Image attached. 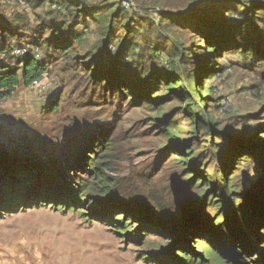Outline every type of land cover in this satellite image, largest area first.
I'll list each match as a JSON object with an SVG mask.
<instances>
[{
  "label": "rangeland",
  "instance_id": "rangeland-1",
  "mask_svg": "<svg viewBox=\"0 0 264 264\" xmlns=\"http://www.w3.org/2000/svg\"><path fill=\"white\" fill-rule=\"evenodd\" d=\"M113 1L125 12L132 32L127 33L121 24L112 30L111 44H107L97 24L84 15L75 20L74 11H58L39 0H0V17L8 21L4 24L10 35L7 44L28 45L31 53H39V61H47L49 82L45 93L21 85L0 101V155H20L22 162L12 168L14 173H36L33 181L9 178L8 183L24 180L27 186L21 192L23 202L15 208L0 204V264H187L180 255H190L192 249L193 259L202 258L201 246L213 254L229 250L227 257H221L223 264H264V217L255 215L262 223L257 235L241 224L238 212L249 205L248 213L253 214L264 200V157L249 154V161L234 166L238 172L230 177L226 204L200 188L203 179L224 185L218 173L229 147L264 151L263 24L249 30L230 24V19L241 18L249 0H86L85 4L99 11ZM210 9L220 15L209 20ZM196 16L204 24L211 21L206 29L214 38L222 37L215 27L219 24L220 33L229 37L227 42L231 40L239 49L225 46L210 64L212 52L203 42L204 35L189 31L191 21L182 25L184 19ZM62 26V34L75 31L84 39L82 46L74 45L67 54L47 45L54 30ZM233 29V33L237 30L234 36ZM173 35L188 49L189 63L194 61L197 68L205 61L200 70L206 67L207 72L216 73L203 80L207 105L201 109L202 102L196 99L195 111L204 110L223 135L214 136V126L209 134L201 123L193 134L197 125L174 97L161 102L159 115L144 100L145 91L153 98L169 95L158 80L166 63L159 62L150 48L157 45L162 53L172 49ZM122 37L129 43L118 57L117 41ZM76 56L84 59L83 66L74 61ZM194 56L197 59H191ZM92 59L96 62L88 72ZM112 59L118 60L120 69L111 66ZM96 64L103 70L109 66L120 70L135 90L121 95L118 89L106 87L103 78L97 80L100 75L90 79ZM20 66L11 52L0 54V73ZM179 71L190 87L186 71ZM54 103L58 106L53 112ZM94 151L115 170L109 174L114 195L107 202L99 192L78 193L80 179L90 177L86 157ZM74 193L83 204L74 202ZM210 197L216 202H209ZM229 209H236L238 216L226 224L224 216L234 214L227 213ZM133 212L142 221L133 218ZM200 215L209 217L206 231L213 234L218 232L212 222L220 216L214 228L225 224V234L197 239L182 234L180 227ZM156 216L166 222L157 221ZM189 216L195 219L188 220ZM240 249L244 251H235Z\"/></svg>",
  "mask_w": 264,
  "mask_h": 264
},
{
  "label": "trees",
  "instance_id": "trees-1",
  "mask_svg": "<svg viewBox=\"0 0 264 264\" xmlns=\"http://www.w3.org/2000/svg\"><path fill=\"white\" fill-rule=\"evenodd\" d=\"M46 2L50 3L51 5L53 4L52 6L56 8H59L58 11H60L63 8L66 11L67 10L74 11L75 20H77L80 15H84L86 19H90L91 21L95 22L98 28L100 29L102 36L105 37V40L103 41L107 44H111L109 40L111 39L112 30L121 24L124 25V29L126 30L127 33L132 32L131 26L128 23H125L127 19L125 12L121 8L120 4L119 3L117 4L116 1L111 2L108 5V7H105L106 9L99 10V11H94L93 9H91V7H88V5L85 4L86 0H39V3L41 5ZM246 5H247V8L245 9L244 13L240 15L241 18H238L237 20L230 19L231 21L230 24L234 26V29H240L242 26V27H246V29L249 30V29H257L258 24L262 23L263 29H264V0L263 1L249 0L248 4ZM100 12L104 13V15L101 16ZM207 14L211 15V18L209 20H211L213 16L220 15V13L212 11L211 9L210 11L207 12ZM118 17L122 19L121 23H118L117 21ZM168 18L172 22L175 21L172 17H168ZM187 20H188L187 18L184 19L182 25H185L191 21L190 23L192 24L191 25L192 27L191 29H189V31L196 32L199 36L204 35L203 42L206 48L208 49V51L212 52V54H210L211 55L210 58H208L210 64L213 62L215 57L219 54V51L221 49H224L225 46H230L231 49L233 48L239 49V47H236L237 46L236 43H233L231 40H229L230 43L227 42L228 41L227 39L229 37L225 35V33H220L222 30L221 29L222 27H219V24H216L215 27L219 29L218 32L220 36L222 37L218 38L216 36L214 38L211 32H209V30L206 29L210 25L211 21L204 24L202 21H199V18L197 16L193 17L189 21ZM7 22H8L7 19L0 17V54L9 55L8 49L11 47V45L9 43L7 44L8 42L7 38H10V35H9V30L6 27L7 25H4ZM63 28L64 27L62 26L54 30V33L52 34V39L47 42L48 43L47 45L49 46L48 48L51 47L55 51H64L63 53L67 54L71 52L70 50L71 48H73L74 45L82 46L84 44V41H83L84 39L81 38L82 36L81 34L75 31H68L62 34ZM234 29L232 30V33ZM236 32H234L232 36H234ZM5 33L7 34V37L4 35ZM177 37L178 35H173L171 37L170 41H172L173 39L175 40L172 46V49H168L164 51V53L160 52L158 48L155 47L157 45H154L152 48L149 47L151 50H154V52H156L155 57L159 59V62L166 63V65L164 66H166L167 69L163 68L164 72L163 73L159 72L158 80L163 85L167 86L168 88L167 91L169 95L168 96L164 95L160 98L159 96H157L156 98H153L150 95L146 96L147 93H145L146 92L145 91L142 93L143 96L145 97L144 100L147 102V105L149 106V108H153L156 115H159L163 107V103L161 102L165 100L166 97H174L181 104L185 105V108H183V110L189 116V118L191 119V122L197 125L196 127L193 128V134L197 132L198 125L201 123L203 124L202 128L206 129L207 132H209V134L211 133L212 131L211 129H213V126H214L213 135L214 136L223 135L219 131V129L215 127V124L210 121V118L204 114L205 113L204 110L199 109L198 111H195V105H196L195 100L196 99L202 102L201 109L203 107H206L207 105V96L204 94L205 90L203 89V85H202L203 80H208L210 77H214L216 73H213V70L209 71L210 73L207 72L206 67L201 69L202 71L200 70L199 66L205 65L206 64L205 61H202V63H199V66H197V68H196L194 61L189 63V61L187 60L188 59L187 57L188 49H186L185 46H183L181 43H178L176 41ZM3 38H6V41L3 40ZM235 38L236 37L232 38V40ZM128 43H129V40L123 37L117 41V44L120 45L118 47V57L127 47ZM249 47L250 45H248L247 49H249ZM131 49H134V47H132ZM46 55H47L46 58H50L49 54H46ZM191 59H197V56H194V58L192 57ZM107 60L108 59L106 58V63H107ZM74 61L77 63L78 66H83L84 64V59L81 57L76 56ZM117 61H118L117 59H115V61L112 59L111 66L117 65V68H119L121 64ZM95 62H96V59H92L87 63V65L89 66L88 72H91L90 70L93 69L92 66L93 64H95ZM20 63H21L20 67H17L14 69L5 68L3 71H1L0 73V101L5 98L10 97L15 92V90L21 85H23L24 87L31 86V84L36 79L40 78L42 74H45L47 72V61L40 62L39 58L35 59L34 57L29 56L26 59L20 61ZM108 63H109V60H108ZM96 65L97 66H95L93 73H91V75H88L90 79L95 80L96 76L100 75L97 78V80H100L103 78L102 80L105 81L104 85H106V87L108 86L111 89H118L121 95L124 94L122 93L124 91L131 92L135 90V87L134 86L131 87V84H129V81H126L125 75H122L120 70L112 71L110 70L111 68H113L111 66H109L110 69L103 70L102 69L103 67L100 64H96ZM180 68H182L184 72L186 71V74L188 75L187 78L191 79L192 83L190 87L184 83L183 79H181V76H183L182 74L183 72L179 71ZM112 79H117L116 80L117 82L114 84L110 83ZM100 82L101 81H99L98 83L100 84ZM57 106H58L57 103H54L51 111L53 112L56 111ZM223 148L226 150V147H223ZM99 150L100 149H98L97 151L99 152ZM89 154L90 155L87 156L86 159L88 160V164L90 166V168H88L90 177L88 179H80V183H79L80 187L78 188V193L82 192L83 190L99 192L101 193V196L105 200V202H107L108 197L110 195H114L113 194L114 192L112 190L113 187L111 186L113 179L109 177V174L115 173V170L109 167L108 165L104 164L102 162L101 155L100 157L97 156L95 151L90 152ZM249 154H251L253 158H255V156L256 158H259L260 156L264 157V151H260V150L257 152L250 151L240 146L229 147V150H226V154H225L226 159L223 162L224 164L222 163L220 165V170L218 173V176H222L223 178L222 181L224 182V185H221L219 183V180L215 184H211L212 180L206 181L205 179H203L202 185L200 183V188L204 192H210V193L218 195V198H220V201L223 200L221 202L226 204L224 202V198L226 197V194L229 192L228 184H230V181H231L230 177H233V176L235 177L236 175L235 173L238 172V170L234 168V166L240 165L243 162L249 161V157H250ZM0 156H1L0 157V188L5 189L2 192H0V197H1L0 204L2 205L4 204V205L15 208L17 203L23 202V199H21V192L27 186V184L24 183V180L27 177L28 181L29 179L33 181L34 178L36 177V173H34L33 171H31V173L28 171L27 174L26 173L25 174L14 173L12 168H16L17 164H19V162H22V161L19 160V158L9 159L8 158L9 156L7 158H4L2 155ZM59 167H61V165H59ZM204 168L205 167H202L201 169L203 170ZM13 176H16L24 180L19 181V183H8V182H11L9 178ZM191 177L192 176H190L189 178ZM7 187H10V188H7ZM73 199H74V202L83 204V201L80 199V197H77L75 193L73 194ZM76 200H78V202ZM202 200L204 201L205 197H203ZM209 202H216V200L214 199L211 200V197H210ZM224 204H223V210L227 208V206ZM263 204H264V200L259 204V208L262 206L261 209L259 210V208L257 209V207H255L253 209V214L248 213L249 210L251 209L249 205H243L242 207L238 208V212L241 215L240 216L241 224L250 226L251 230L255 231L257 235H258V227H261L262 223L260 224V221H257V218L255 217V215L261 214L264 217V205ZM139 213L147 214L145 211H141ZM227 213H234V214L231 216H224L225 217L224 219H227L226 224L229 221H231V217L238 216L236 209H229ZM140 214L133 212V214L131 215L133 216V218H135L136 216L137 219H139V217H141ZM208 218L209 217L207 215H200L197 217V219L194 222L181 226L180 229H181L182 234H188L190 237L192 236L195 239H197L198 237H205L206 234H212L215 237L225 234L226 229H222V228H226L225 224L221 225L223 227L218 226L214 228L217 225L218 219L221 218L220 216L217 218V221L212 222L215 225L213 227L214 232H218V233L213 234L212 232L206 231L205 223L209 221ZM142 219L143 217L140 218L141 221ZM154 219H156L157 221H163L164 223L166 222L165 218L161 219V218H158V216H156V218ZM194 219L195 217H191V216L188 217V220L193 221ZM116 221L118 222L117 218H116ZM128 225H129L128 223L124 224V226H127V227ZM240 228L241 226L239 225L238 229ZM238 240L239 239H236V241ZM238 243L243 244L242 242H239V241ZM262 247L264 251V245ZM238 248L240 247H237V249ZM200 249L204 251L202 258L197 257L198 259L196 258L193 259L194 252L192 249H190L191 251L190 255L187 253H184L180 255V257L181 258L183 257L182 258L183 261L187 262V264H205V261H204L205 259H208L210 262H217V263L223 264L224 262L221 261L222 260L221 257H227L229 255V250L227 252L220 250L221 252H219V254H216V253L213 254L210 250L206 249L204 246H201ZM235 251H244V249L235 250Z\"/></svg>",
  "mask_w": 264,
  "mask_h": 264
},
{
  "label": "built area",
  "instance_id": "built-area-1",
  "mask_svg": "<svg viewBox=\"0 0 264 264\" xmlns=\"http://www.w3.org/2000/svg\"><path fill=\"white\" fill-rule=\"evenodd\" d=\"M59 10V8H57ZM9 54L11 52V55L14 58H17L18 60L22 61L26 59L27 57H34L35 59H38L40 54L33 52L29 50L28 45H25L24 47L22 46H11L9 49ZM49 84L47 77L45 74H42V76L38 79H36L30 86V89L37 93V94H42L46 92L47 85Z\"/></svg>",
  "mask_w": 264,
  "mask_h": 264
},
{
  "label": "water",
  "instance_id": "water-1",
  "mask_svg": "<svg viewBox=\"0 0 264 264\" xmlns=\"http://www.w3.org/2000/svg\"><path fill=\"white\" fill-rule=\"evenodd\" d=\"M8 158H9V159H10V158H16V159H18V158H20V155H16V156L14 155V156H10V157H8Z\"/></svg>",
  "mask_w": 264,
  "mask_h": 264
}]
</instances>
